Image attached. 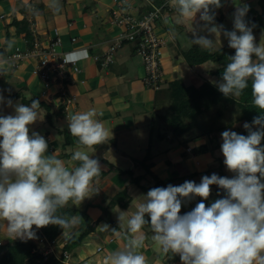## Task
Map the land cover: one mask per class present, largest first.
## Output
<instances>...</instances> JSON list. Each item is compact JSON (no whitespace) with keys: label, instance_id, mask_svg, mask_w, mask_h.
Instances as JSON below:
<instances>
[{"label":"crops","instance_id":"obj_1","mask_svg":"<svg viewBox=\"0 0 264 264\" xmlns=\"http://www.w3.org/2000/svg\"><path fill=\"white\" fill-rule=\"evenodd\" d=\"M164 1L128 0L130 12L137 17ZM50 2L0 0V91L14 104L30 105L29 97L40 101V119L30 126V134L35 131L44 136L49 145L46 154H54L69 169L78 166L79 162L72 161L71 156L81 147L68 130L73 114L95 109L98 114L96 119L109 131L105 143L84 149L91 158L100 161L102 171L94 184L99 191L89 193L90 197L80 204H74L72 200L68 202L67 205L78 210L75 216L82 217L81 225L68 239L59 235L47 249L58 258H64L63 254L67 252L70 264H104L108 255L123 250L127 243V225L125 223L122 228L119 227V212L127 211L130 217L136 211V197L146 194L155 185L154 176L161 180L176 176L180 184L186 180L199 183L202 176L212 173L229 178L233 176L223 163L221 133L229 129L236 132L237 127L243 126L244 123H240L242 110L229 105L223 116L219 117L218 111L225 103L221 101L200 117L201 123L214 122L212 127L218 128L214 134L219 144L217 148L211 149V139L198 129L176 137L168 127L165 118L167 111L160 113L162 103L170 104L167 89L171 82L182 79L186 86L199 88L205 83L215 86L214 82L221 79L215 71L222 65L212 60L198 65L188 62L185 52L198 47L191 43L193 36L189 22L171 23L172 9L156 25V33L166 40L163 49L165 81L157 91L143 84L145 68L133 44L124 43L117 48L115 60L109 66H103L101 60H95L96 56L104 57L123 31L112 21V9H116V4L110 0H59L60 11L54 12L49 7ZM222 3L224 6L216 10V23L232 30V13L236 4H247L249 11L246 19L250 22L256 19L253 29L256 43L264 42V0H222ZM15 16L26 18L34 40L44 45L58 36L61 40L58 47L60 52L87 50V59L77 62L80 72L73 73L71 79L65 82L66 91L75 97L68 112L57 86L46 89L43 80L34 73L36 58L24 60L19 67H13L8 60V56L17 48L22 51L30 48L24 34H18L16 27L11 25ZM196 21L198 27L199 15ZM200 34L206 35L205 32ZM198 48L208 53L222 50L230 56L235 54L223 36L220 40L216 39L211 50ZM239 98L234 97L236 100ZM9 114H14V108L0 105V115ZM204 145L209 147V151L198 152ZM189 148L191 151H188ZM216 188V185L211 186L212 190ZM124 192L131 200L127 208L123 207L125 196L113 203ZM103 224L117 229L121 235L103 230ZM87 226L93 227L91 232L79 245L65 251L69 240L78 238ZM142 233L145 235V244L139 251L145 256L147 264H181L180 259L169 261L168 256L157 250L154 242L150 243L153 235L150 226L145 225ZM12 239L7 232L6 222L0 220V242Z\"/></svg>","mask_w":264,"mask_h":264},{"label":"clouds","instance_id":"obj_2","mask_svg":"<svg viewBox=\"0 0 264 264\" xmlns=\"http://www.w3.org/2000/svg\"><path fill=\"white\" fill-rule=\"evenodd\" d=\"M223 6L222 0H170V22H189L191 43L201 49L211 50L223 36L235 50L221 79L214 82L225 97L241 96L251 81L252 104L260 115L243 124L247 135L230 129L221 133L223 163L233 176L212 173L199 183L186 180L178 186L154 187L136 197V211L130 217L120 211L117 217L120 228L127 225V243L123 250L108 255L104 264H147L139 251L145 244V225L153 233L150 243L169 258L178 255L181 264H264V42L256 43V25L246 19L249 5L236 4L232 30L216 23V10ZM49 7L59 12V0H51ZM87 57L83 49L66 53L63 61L74 64ZM29 99L30 105L14 104L0 91V105L14 108V114L0 115V220L6 222L13 239H35L33 226L49 225L59 226L68 239L83 219L57 212L70 200L80 204L89 193L99 191L94 184L102 171L100 161L84 149L105 143L109 131L96 119L95 109L73 114L68 130L81 147L71 156L78 166L69 169L54 154H46L49 145L44 136L30 134L41 107L38 99ZM213 185L223 195L206 205ZM197 197L200 202L181 214L182 205ZM102 227L121 235L108 224Z\"/></svg>","mask_w":264,"mask_h":264},{"label":"trees","instance_id":"obj_3","mask_svg":"<svg viewBox=\"0 0 264 264\" xmlns=\"http://www.w3.org/2000/svg\"><path fill=\"white\" fill-rule=\"evenodd\" d=\"M256 22V19L254 20ZM15 26L18 34H24V37L29 45L32 47L34 43L33 32L30 29V25L26 18H18L15 16L14 21L11 24ZM188 62L191 65L202 64L206 61L212 60L215 63L222 65L218 68L215 73L221 78L222 73L229 62L228 57L230 55L225 54L222 50L208 53L201 51L198 47L191 48L185 52ZM234 55V54H233ZM167 93L171 99L170 113L168 112L165 116L169 129L172 130L176 137H181L187 132L194 129H198L203 135L208 136L211 139V149L219 147L218 142L214 134L218 128L212 127L214 122L201 123L200 117L204 116L205 112L210 109L213 105L224 101V105L218 111V116H223L224 112L229 108V105H235L242 110L240 123L249 122L251 123L254 116L260 115V110L255 108L252 104L251 95V81H249L248 87L243 91L242 95L239 96V100L231 97H225L215 86L211 83H205L203 86L196 88L194 86H186L182 79H177L171 82ZM232 127V126H231ZM238 134L247 135V131L242 127H237ZM255 130V129H254ZM69 134H67V138ZM70 136V135H69ZM264 145V140H262ZM209 147L207 145L201 146L198 152H207ZM155 185L152 187H166L168 184L174 186L180 185L177 183L178 178L172 177L169 180H161L155 177ZM220 193V196L217 194ZM223 195L222 190L219 188L213 189L206 205H210L215 199L221 198ZM125 196V202L123 207L127 208L130 203V197L126 196V192L119 194L113 203H117L121 198ZM201 198L197 197L190 203L182 205L181 214L190 211L195 205L200 202ZM78 210L71 205L58 210L57 215L72 217L77 214ZM84 217L87 220V215L84 213ZM146 219H149L146 216ZM95 226V225H93ZM149 226V225H148ZM92 226H87L85 231L77 238L73 237L69 240L65 246V251L73 249V247L79 245L84 237L90 232ZM36 231L35 239L25 241L19 240H7L0 245V264H65V262L56 257L52 253H45L52 243L62 234V229L56 225H49L44 228L34 229ZM42 244V245H41ZM45 246L43 249L42 246ZM180 257L178 255L169 258V261H178ZM172 262V263H173Z\"/></svg>","mask_w":264,"mask_h":264},{"label":"built area","instance_id":"obj_4","mask_svg":"<svg viewBox=\"0 0 264 264\" xmlns=\"http://www.w3.org/2000/svg\"><path fill=\"white\" fill-rule=\"evenodd\" d=\"M116 4V9H112V21L117 26L123 28L122 33L116 38V43L107 51L104 57H95L96 61L101 60L103 66H109L115 60L114 53L124 43L135 46L137 54L142 58L145 67L143 84L148 89L160 90L164 83L163 71V49L166 40L156 33V25L165 13L172 10L170 0L156 5L152 10L141 15H133L131 5L128 0H110ZM75 41V38H73ZM61 40L56 36L53 41L44 45L38 40H34L32 47L25 51L17 48L14 53L8 56V60L13 67H19L24 60L36 58L37 65L34 73L43 80L45 88L49 89L57 86L66 112L75 102V97L66 91L65 82L71 79L73 73L80 72L78 63L64 64L65 52H60L58 47ZM188 151H191L189 148ZM1 245V242H0ZM45 253H50L48 250ZM65 264H70V256L67 252L63 254Z\"/></svg>","mask_w":264,"mask_h":264},{"label":"rangeland","instance_id":"obj_5","mask_svg":"<svg viewBox=\"0 0 264 264\" xmlns=\"http://www.w3.org/2000/svg\"><path fill=\"white\" fill-rule=\"evenodd\" d=\"M143 65H144V64H143ZM144 68H145V67H144ZM171 104H172L171 100H170V104H169V102H168V103H164V105H163V103H162V105L160 106V108L163 107V109L161 108L162 110H160V113H162V112L164 113V112L167 111L166 114H165V115H167V113L170 111ZM165 105H166V106H165ZM169 105H170V106H169ZM164 107L167 108V110H166V109L164 110ZM169 113H170V112H169ZM157 122H158V121H157ZM182 183H183V182H182ZM9 241H10V240H9ZM4 242H6V240H3V241H2V243H4ZM42 247H43V246H42Z\"/></svg>","mask_w":264,"mask_h":264}]
</instances>
